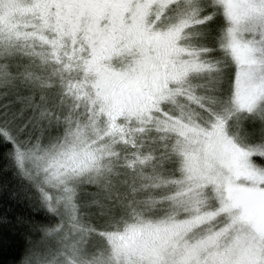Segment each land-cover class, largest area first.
I'll list each match as a JSON object with an SVG mask.
<instances>
[{"label":"snow or ice","instance_id":"6c2138e0","mask_svg":"<svg viewBox=\"0 0 264 264\" xmlns=\"http://www.w3.org/2000/svg\"><path fill=\"white\" fill-rule=\"evenodd\" d=\"M16 2L0 0V56H11L21 47L27 50L30 45L18 42L37 38L58 57L66 39H71L88 49L87 56H77L79 50L72 49V57L87 70L111 42L107 36L97 37L91 26L81 29L74 12L78 0H26L25 14L35 21L33 31L5 29L7 10ZM140 7L133 28L148 50L118 74L137 90L127 107L142 123H151L153 114L167 113L171 107V117L156 121V126L177 132L171 152L180 157L183 182L204 188L205 193H197L193 215L183 221L170 218L169 225L176 234L197 224L212 226L201 240L184 245L179 264H199L193 258L196 249L218 244L229 234L231 243L218 251L211 264H264V248L259 260L237 258L234 253L243 227L253 239L264 241V193L252 205L234 191L240 169L264 187V102L242 111L232 96L234 78L239 98L249 80L264 74V0H143ZM12 79L9 65L0 63V83ZM258 88L264 92V75ZM45 121L51 126L52 114L41 108L31 121L37 134L27 137L23 134L27 125L0 122V137L13 145L10 157L22 180L20 191L25 193L11 218L0 197V236L11 225L12 232L22 237L16 264H103L96 257L87 258L94 229L84 220L92 215L91 208L103 206L99 200H79V173L75 168L67 171L62 159L67 154L57 145H44ZM249 122L254 126L249 127ZM257 157L259 167L250 160ZM26 161L32 162L31 168ZM69 232L75 235L69 237Z\"/></svg>","mask_w":264,"mask_h":264},{"label":"rangeland","instance_id":"374dc122","mask_svg":"<svg viewBox=\"0 0 264 264\" xmlns=\"http://www.w3.org/2000/svg\"><path fill=\"white\" fill-rule=\"evenodd\" d=\"M142 3L143 0H124L123 4L103 11H96L93 6L74 9L81 29L91 26L97 37L107 36L111 41L107 48L98 53L97 61L91 69L86 70L82 61L72 57L74 47L79 50L77 56H87L88 49L79 41L74 44L71 39H66L65 48L61 49L58 57L53 56L50 48L37 38L18 42L19 45H30L27 50L21 47L11 56H0V63H3L2 60H12L13 63L8 64L17 67L25 64V69L21 70L23 74L18 75L17 80L23 81L26 88L32 90L31 94L34 92V96L39 99L36 103L35 100L31 102L35 105L32 111L47 105L49 101L45 98L55 100L57 96L66 94L59 99L56 107L57 112L60 111L58 114H62L56 116V126L58 128L62 126L65 130L62 137L64 143L59 142V146L61 144L62 146L58 150L67 154L62 159L68 172L75 168L79 173L77 177L85 175L93 177L98 180V183H95L100 188L107 186L108 179L116 177L117 162L122 157L119 145L130 143L132 131L158 129L156 121L171 117L170 111L165 113L162 110L160 114H153L151 123H142L138 120L127 107L136 96V87L118 75L148 50L146 43L140 44V37L133 28L137 17L141 14ZM26 11V0H17L7 10V18L3 22L4 28L12 27L20 32L33 31L31 24L35 21L25 14ZM48 35L51 39L54 34ZM80 35L83 36L84 32L81 31ZM184 36L187 39L189 34L185 33ZM2 47L3 45L0 44V49ZM28 51H33L34 54L29 55L27 62L21 63L20 59ZM28 73H31L30 77ZM261 75L264 74H258L255 79L249 80L247 90L242 92L239 98L236 95V80L234 81L233 104H238L240 110H248L261 104L264 99V92L258 88ZM41 82L45 87L40 86ZM4 84L0 83V85ZM83 117L84 120L81 119ZM43 126L45 130L50 127L47 121ZM68 126L72 127L68 129ZM158 131L168 134L170 140L147 132L153 138V141H150L151 145L158 148L162 154L157 164L152 160L146 161L144 165V162L141 164L144 166L141 177L148 181L146 190L151 192L159 190L162 195L159 198L161 206H158L152 197L142 205L139 200L135 204L138 208L142 206L139 215L149 220L136 222L121 232L111 234L110 258H115V262L110 258L102 259L106 255L92 256L103 261V264H155L156 261L160 264H179L185 254L184 245L201 240L212 227L209 224H197L179 234L170 227V218L183 221L194 214L193 201L197 198V193H205V189H195L183 182L180 157L171 152L172 145L176 144L178 139L177 132L163 130L162 126ZM142 144L145 145V142L142 141ZM145 147L151 146L145 145ZM250 160L255 166H261L255 159L250 158ZM26 163L32 164L27 161ZM174 169L178 171V177H172L176 176L172 175ZM235 179V194L255 205L257 196L264 193V187H261L251 173L244 169L238 171ZM207 195L210 196L211 193ZM200 198L203 199L204 196ZM208 202L211 203L210 200ZM73 235L75 234L69 232V237ZM232 239V235L229 234L218 244L207 243L199 247L195 251L194 260L199 261V264H204V261L211 264L218 258V251L226 244H230ZM100 243L102 244L103 241L99 240L96 244L92 240L88 245L87 253L100 247ZM261 248H264V241L253 239L250 230L243 227L239 246L234 248L235 256L259 260L261 257L258 253Z\"/></svg>","mask_w":264,"mask_h":264},{"label":"trees","instance_id":"16d2710c","mask_svg":"<svg viewBox=\"0 0 264 264\" xmlns=\"http://www.w3.org/2000/svg\"><path fill=\"white\" fill-rule=\"evenodd\" d=\"M30 56L29 54H24V57L20 59L22 61L21 63L27 62L26 59H29ZM2 61L5 64L13 63L12 60ZM8 65L13 79L9 83L0 85V122L8 120L11 121L15 127L27 125V127L24 128V136L27 137L30 133L35 136L37 130H34L31 121L34 120L33 117L38 114L40 109L36 110L37 112L32 111L35 105L31 102L35 100L34 103H36L39 99L34 96V92L31 94L32 90L27 89L26 84L22 83L23 81L17 80V76L23 74L21 70L25 69V64L24 66L18 67L16 65H14V67L12 64ZM234 81L235 78L232 83V94L235 89ZM64 95L61 94L57 96L55 100L49 97L45 98L49 102H47V105L43 106L44 109L47 108L48 112H52V124L45 130L43 143L44 145L55 144L58 149L64 143V138L62 137L64 136L65 130L62 126L60 128L56 126V116H62V114H58L60 111L57 112L56 107L58 105L57 102L64 97ZM31 96H34V98ZM263 100L262 102H264ZM169 111L171 113L170 106ZM34 112L36 113L34 114ZM70 117L72 120L74 119L72 115ZM81 119L84 120L85 117ZM54 125L56 128L53 127ZM253 126L254 125L249 122V127ZM71 127L68 126V129ZM69 131L70 130H68V133ZM147 132H150L153 136H163L166 137L167 140H170L168 134H163L158 131V129L154 128L136 132L132 131L133 134L130 136V143H122L119 145L122 157L119 158L117 162L116 177H111L114 181L108 179L106 181L107 186L100 188L93 182V177H88V175H85L86 177H76L79 200L81 202L99 200L103 206L100 208H91L89 211L92 215L84 217L88 226L94 229L93 240L95 243L97 244L99 240L103 241V246L100 243V247H96L92 252L87 253V258L89 259L96 255V257H99V255H106L102 257V259L110 258L112 250L109 237L111 234L121 232L125 230L126 227L136 222L149 220V218H141L139 215V212L142 211V206L140 208L135 206L139 200L142 205L149 197H152L155 199L157 205L161 206L159 198L162 195L159 193V190L157 189L155 192L146 190L148 181L141 177L143 175L141 170H143L142 168L146 161L152 160L154 164H157L159 156L162 154L158 148L151 145L150 141H153V138H151L152 136L148 135ZM142 141L145 142V145H150L151 147H145ZM154 141L157 142V140ZM59 142L63 143L59 146ZM33 143H35V140H33ZM12 150L13 145L3 137H0V197H3L2 205L8 213L9 218L16 214L15 209L18 207V201L25 196V193L20 191L22 186L21 177L10 157ZM255 161L258 165H261L258 157ZM142 163L143 165H141ZM25 166L31 168L32 164L26 163ZM172 175H176L172 177H178L179 173L174 169ZM13 193H17L15 199L13 198ZM101 213L106 214L108 219L105 220L100 215ZM21 240L22 237L20 235H15L11 230V225H9L8 230L0 236V264H16ZM110 259L114 262L116 260L115 258Z\"/></svg>","mask_w":264,"mask_h":264},{"label":"flooded vegetation","instance_id":"af4514ba","mask_svg":"<svg viewBox=\"0 0 264 264\" xmlns=\"http://www.w3.org/2000/svg\"><path fill=\"white\" fill-rule=\"evenodd\" d=\"M124 0H78L77 7H94L96 11H103L110 7L123 4Z\"/></svg>","mask_w":264,"mask_h":264}]
</instances>
